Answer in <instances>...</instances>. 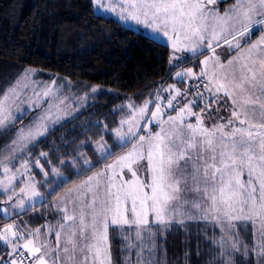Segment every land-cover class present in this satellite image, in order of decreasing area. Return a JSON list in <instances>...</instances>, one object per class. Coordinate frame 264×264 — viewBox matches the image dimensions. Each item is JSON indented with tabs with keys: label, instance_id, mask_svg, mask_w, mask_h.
Listing matches in <instances>:
<instances>
[{
	"label": "snow or ice",
	"instance_id": "obj_1",
	"mask_svg": "<svg viewBox=\"0 0 264 264\" xmlns=\"http://www.w3.org/2000/svg\"><path fill=\"white\" fill-rule=\"evenodd\" d=\"M90 2L95 10L142 25L146 39L163 40L175 82L165 87L161 81L140 105L126 97L111 110L120 113L115 127L91 124L100 135L95 162L76 149L58 163L50 152L33 157L30 150L69 115L63 106L71 97L57 99L65 85L53 80L38 91L32 87L35 71L26 68L0 91V137L13 133L0 146V264H113V238L126 242L129 252L139 246L136 264H157L158 238L166 243L173 225L183 228L189 221L213 227L211 235L205 232L214 253L208 264H237V255L242 264H264V0H234L222 14L223 0ZM188 60L194 66L198 60L199 72L180 68L173 76L172 69ZM29 89L35 99L26 101ZM22 103L27 108L14 114ZM37 109L27 125L15 127ZM37 174L44 179L37 181ZM70 182L63 196L48 203ZM29 211L45 223L33 228L22 221Z\"/></svg>",
	"mask_w": 264,
	"mask_h": 264
},
{
	"label": "trees",
	"instance_id": "obj_2",
	"mask_svg": "<svg viewBox=\"0 0 264 264\" xmlns=\"http://www.w3.org/2000/svg\"><path fill=\"white\" fill-rule=\"evenodd\" d=\"M145 37L112 17L96 14L90 0H0V91L27 67L45 71L47 78L70 81L78 94L92 87L100 89L81 112L57 125L31 149H51L54 155L50 144L64 133L72 139L71 145L88 141L86 149L95 162L93 145L100 135L89 126L102 121L115 127L113 122L119 120L120 113L110 114L111 110L127 102L126 97L140 105L161 81H166L165 86L172 81L169 49ZM4 137H0V143ZM105 139L111 143V137ZM55 195L48 197V203ZM21 220L30 221L33 228L45 223L31 211ZM205 232L212 234L211 224L192 221L183 228L173 225L166 243L158 240V252L163 255L157 264H204L205 255L213 254ZM116 239L111 240L113 260L117 258ZM198 246L200 256L196 255Z\"/></svg>",
	"mask_w": 264,
	"mask_h": 264
},
{
	"label": "rangeland",
	"instance_id": "obj_3",
	"mask_svg": "<svg viewBox=\"0 0 264 264\" xmlns=\"http://www.w3.org/2000/svg\"><path fill=\"white\" fill-rule=\"evenodd\" d=\"M231 1L234 2V0H223V2H221V3L218 5L221 14L224 12L225 9H227L228 7H230L231 4H229V3H230ZM208 7L211 8L212 5H208ZM94 11H95V13L98 14V15H105V16L112 17V18L116 19L117 21H119L124 27H126V28H128V29H131V30H134V31H136V32H141V33H143L145 36H148V31H146L145 28H144L142 25L138 26V25H136V24H135L134 22H132V21H121V20H119L114 14L104 12L103 10H95V9H94ZM258 35H259V33H256L255 35L252 36V39H253V40L256 39V37H257ZM159 43H161V44L164 45V41H163V40H161ZM217 51L220 52L221 49H217ZM198 59H203V57L201 56V57H199ZM225 59H227V57H225ZM184 63H185V62H184ZM184 63L181 64L179 68H176L175 71H174V73H175L176 71L180 70V68H187V67H194V71L199 72L200 69H199V66H198V60L195 62V66H194V62L191 61V60L186 61V64H184ZM27 68H30V67H27ZM25 69H26V68H25ZM30 69L34 70L35 73H36V75L32 78V80H33L32 87H33V88H36L37 85H38V86H39V87L37 88L38 91H43L44 86H46V85H51L53 80L56 81V86H57V87H59V86H61V85H65V87H63V88L61 89L60 96L57 97V99L62 98V97H71V99H69V100L66 102V104L63 106L66 110L69 111V115L67 116L66 120H69V119L73 118L77 113L81 112V111L86 107L87 104H89L91 101H93V100H92L93 96L96 95V94L99 92V91H98L97 93H91V91L89 90V92H88V98H87V100L85 101V100L83 99V97H84L85 94H80V93L78 94L77 92L73 91V86H72V84H71V86L69 87V86H68V81L60 80V79H58V78L55 77V76H52V77H50V78H47L48 75H47V73H46L45 71H43V70H39V69H35V68H30ZM23 70H24V69H22V70L19 72V74L17 75V77L15 78V80L12 81L9 85L15 83V81H16L17 78L20 76V74L23 72ZM174 73H173V76H174ZM174 82H175V81L172 79V81H171L170 83H168V84H171V83H174ZM9 85H7V87H5L4 89L8 88ZM166 86H167V85H166ZM166 86H165V87H166ZM177 87L183 88V87H185V85H184V84H177ZM4 89H3V90H4ZM98 89H99V88H98ZM99 90H100V89H99ZM24 99H25L26 101H27V100H34V99H35V97H33V96L31 95V89H29V91L26 93ZM125 103H126V102H125ZM123 104H124V103H123ZM142 104H143V103H142ZM43 107L46 108V107H47V104H44ZM20 108H27V103H22L21 105H19L18 108L14 109V110H13L14 114H17V113L19 112V109H20ZM41 110H42V109H37L36 111L27 112V113L22 117V119H20V120L16 123L15 127H16V128H19L22 124H23V125H27L28 122H29L33 117L37 116ZM89 115H90V114H89ZM225 115H227V113H225ZM64 121H65V120H64ZM81 121H82V120H81ZM81 121H80V124H79V125H81ZM62 122H63V121H62ZM72 126H73V125H72ZM14 130H15V129H13V132H14ZM12 135H13V133H9L7 136H5V137L2 139V141H1V143H0V146H3V145H5V144L9 143L10 139L12 138ZM41 139H42V138H41ZM71 140H72V139L67 138L66 135H65L64 133L59 134V135H58V138H57L56 140L53 139L52 143L50 144V147L54 149V151H51V152H55V153H54V155L51 154V155H50V158H51L52 160L57 161V163H58V162H59V161H58V158H65V159H67V158H69L70 155L73 153V150L76 149L77 152H84V153L87 155V157H88L89 159L93 160L92 157H91V155L88 153V150L86 149V145H83V146H81V147H79V148H76L77 145H82L83 142H80V143H78V144H76V145H71V143H70ZM60 141H61V142H60ZM109 143H110V142H109ZM69 145H71V146H69ZM68 146H69V147H68ZM94 148H95V143H94V145H93V149H94ZM30 150H31V152L33 153V157H35V156H37L41 151H44V152H50L49 150H51V149L44 150V149H42L41 147H39V148L37 149V151L32 150V149H30ZM93 151H94V150H93ZM94 152H95V151H94ZM65 153H67V154H69V155H68V156H64ZM95 154H96V156H97V153H95ZM23 155H24V156H27L28 153L25 152ZM21 158H23V157H21ZM112 159H114V157H112V158L109 159L108 161H105V163H104V160L101 161V162H103V163L99 164V167H98L97 169H94L93 171H97V170H99V169L102 168L103 165L106 164V163H111V162H112ZM15 163H16V165L18 166L19 163H20V160L17 159ZM32 163L34 164V158H33V160H32ZM46 170L50 172V168H46ZM61 170H62V171H65V172L70 171V170H65V169H61ZM33 172H34V173H39V170L33 168ZM87 174L90 175L91 173H87ZM43 179H44V177H43L42 174H37V175H36V180H37V181H41V180H43ZM77 182H78V181H77ZM71 186H72V183L69 184V185H67V187L64 188V189H62V190H59V191H58V189H59V188H58V189L56 190V193H55L56 195H55V197H54L53 199H50V200H51L50 203L53 202V201L56 199V196H57V195H59V196H63L64 193L66 192L67 188H69V187H71ZM40 190L42 191V189H40ZM17 191H18V189H17ZM57 191H58V192H57ZM31 214H33V213L31 212ZM54 214H55V211L53 210V211H52V214H51V216H50V218H48V219H52L53 216H54ZM189 222H192V221H189ZM195 222H203V221H195ZM204 223H205V222H204ZM216 230H217V232L219 231V229H216ZM53 239H54V237H53ZM116 240H117V246H118V247H117V253H116V256H115V257H117V258H116L115 260H113L114 258L112 257L113 264H125V261H126L127 259H130V260H131V264H136V254H137V252H139V250H140V249H139V246L134 247V248L131 250V252H129V251L127 250L126 242H123V241H121L120 239H116ZM158 240H161V239L158 238ZM248 240L251 241V235H250V233H249V235H248ZM131 242H132V243H135V244L138 245V242L136 241V239H135V235H134V234H133V236H132V241H131ZM149 243H150V242H149ZM122 248H123L124 250H122ZM216 251H218V249H217ZM111 253H112V248H111ZM213 254H214V253H213ZM213 254H212V255H213ZM144 255H145V258H147V257L149 256V253H148V249H147V247L145 248V253H144ZM162 255H163V252H161V254H160V253L158 252V249H157V251H156V253H155V257H154V259L158 262V259H159L160 257H162ZM212 255H210V254H206V255H205V259H207V260H205L206 262H205L204 264H208V261H209V259L211 258ZM112 256H113V253H112ZM236 260H237V264H242V262H243V257L237 255V256H236ZM253 264H254V261H253Z\"/></svg>",
	"mask_w": 264,
	"mask_h": 264
},
{
	"label": "crops",
	"instance_id": "obj_4",
	"mask_svg": "<svg viewBox=\"0 0 264 264\" xmlns=\"http://www.w3.org/2000/svg\"><path fill=\"white\" fill-rule=\"evenodd\" d=\"M233 3V1H231L229 4H232Z\"/></svg>",
	"mask_w": 264,
	"mask_h": 264
}]
</instances>
